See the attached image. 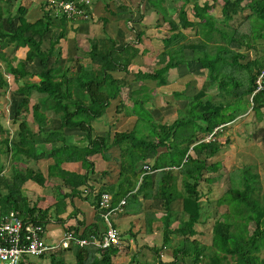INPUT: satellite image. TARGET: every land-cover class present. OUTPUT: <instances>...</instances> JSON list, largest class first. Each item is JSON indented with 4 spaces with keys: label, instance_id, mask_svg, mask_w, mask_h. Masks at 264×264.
Masks as SVG:
<instances>
[{
    "label": "trees",
    "instance_id": "1",
    "mask_svg": "<svg viewBox=\"0 0 264 264\" xmlns=\"http://www.w3.org/2000/svg\"><path fill=\"white\" fill-rule=\"evenodd\" d=\"M139 1L160 15L157 26L162 17L169 28L163 38L165 45L156 54L157 65L151 69L131 70L129 67L140 52L138 44L143 40L145 30H137L130 23L141 22L145 17L143 12L140 11L137 20L127 19V27L137 31L134 40L120 43L110 34L94 38L88 51L75 44L76 56H69L68 43V56L66 54V61L60 63L64 56L61 40L67 39L74 23L89 17H70L62 10L49 8L48 0L43 3V15L31 17L27 15L26 0H0V91L7 89V75H12L17 88L13 91L10 117L13 123L19 122L17 132L11 134L0 118V216L11 209L18 210L25 220H33L45 228L51 219V208H42L36 203L31 205L24 194V184L32 180L45 185L52 177L59 178L61 185L71 189L57 203L59 208L66 197L81 195V185L92 187L89 179L97 173L90 157L101 153L104 158H110L109 151L114 146L120 149V179L113 190L110 186L92 188L96 192L97 205L100 208L101 194L105 191L114 193L113 205L130 192H136L135 196H138L146 190L151 179L149 175L139 179L138 163L155 152L158 154L155 163H146L144 167L147 166L148 171L160 169L156 192L163 199L166 210L163 242L159 247L151 248L155 251V260H143L135 253L131 262L264 264L261 255L264 249V196L257 195V188L261 187L259 173L252 165H243L239 174L243 188L230 186L216 199L207 196L211 184L223 174L222 161L209 162L224 144L219 140L223 128L248 112L250 100L251 108L259 116L263 113L264 76L261 77V88H258V80L264 70V0H222L221 17L211 12L218 0H195L190 7L191 0ZM120 7L125 11L118 10L119 13L135 12L126 4ZM90 13L89 9V16ZM104 19L107 22L108 19ZM187 29L195 30L196 41H187ZM9 46L25 52V57L16 65L8 57ZM188 51L192 53L191 60L187 57ZM84 58L87 61L77 69L78 61ZM192 60L200 65L201 72L206 71L201 85L197 87L191 80L186 83V89L174 91L177 98L187 99V103L179 108V115L173 121L157 120L146 107L156 94L144 92L136 96L132 83L155 80L167 85L170 71L182 65L189 66ZM34 62L39 65V70ZM117 72L124 74L117 76ZM215 86L218 91L211 93ZM125 91L127 100L132 101L131 106L124 98ZM34 92L39 95L30 106ZM114 100H118V113L123 111L125 117L136 116L134 124L130 128L123 127L122 119L118 118L114 132L111 128L97 130L94 120L106 115ZM47 111L59 117L58 127H48ZM28 113H32L33 120L28 118ZM221 125H224L222 129L215 131ZM66 128L80 130V139L68 141ZM210 133H214L216 139L204 140ZM162 148L166 150L159 153ZM191 149L196 154H192ZM43 157L53 159L47 175L28 163L31 159L38 162ZM69 161H81L86 171L65 168L63 164ZM99 174L106 176L107 172ZM176 174L182 182L183 214L173 226L176 214L171 202L177 197ZM204 181L208 183L207 190ZM100 213L106 226L101 208ZM210 215L214 216V221L210 241L206 244L197 237L200 234L197 225L207 223ZM147 224L151 226L152 221ZM102 225L96 222L83 231L75 226H69L67 230H75L82 236H99L104 230ZM247 230L249 234H245ZM120 245L102 248L72 244L67 248L73 249L75 264H114ZM67 248L51 252L47 256L49 264H67L61 256V249ZM166 250L170 252L171 260L162 257L161 252Z\"/></svg>",
    "mask_w": 264,
    "mask_h": 264
},
{
    "label": "rangeland",
    "instance_id": "2",
    "mask_svg": "<svg viewBox=\"0 0 264 264\" xmlns=\"http://www.w3.org/2000/svg\"><path fill=\"white\" fill-rule=\"evenodd\" d=\"M44 1L45 0H26L27 3L33 2L36 5L43 4ZM194 1L195 0H191L188 7L192 6ZM91 3L92 7L90 9L91 13L89 18H87L86 21L79 19V22L74 23L70 27L67 39L61 40V45L64 48V56L61 58L60 63L66 61V54L68 56V43H71V38L76 41L77 45H79L83 51H87L91 48V42L94 38L109 36V34L115 36L120 43H123L125 40H134L137 31L133 29L131 30V28L127 27V19L132 18L133 20H137L140 18L141 12H143L145 17L141 19V22L136 23L137 25L133 22L130 23L135 26L137 30L143 28L145 30V35H143V40L138 44L140 52L133 58L132 64L129 68L131 70H137L139 68L151 69L153 66L157 65L156 54L162 50L165 45L161 40L164 38L165 33L168 32V22L161 17L160 25L157 26L156 21L160 15L158 16L148 4H140L139 0H91ZM122 4H126L133 8L135 12L119 13L125 11L120 7ZM222 4L223 1L218 0L211 9V12L217 17H221ZM113 11H115V13H113ZM173 15H176L174 11ZM104 18L108 19L107 22H105ZM185 32L189 36L187 41H196L198 39L194 29H187ZM72 52L73 53L69 52V56H76L78 54L75 47L72 48ZM79 53L84 54L82 51ZM20 54L21 56H25L24 51ZM187 57L190 60L192 59V53L190 51H188ZM86 61L85 58L78 61L76 68L79 69L80 65ZM200 70H202L200 65L192 60L189 62V66L182 65L176 70H171L169 73L170 82L167 85H161L155 80L134 81L132 83L133 94L136 96L141 95L144 92H149L153 95L157 94L154 96V100H150L146 103V107L152 110V113L157 120L173 121L179 115V108L183 107L188 101L184 98H177L174 91L186 89V83L191 80L197 87L200 86L206 73V71L201 72ZM123 74L124 73L122 72L116 73L117 76ZM132 76L133 75H129L128 77ZM7 80L9 86L7 89L0 91V118L7 124L11 134H13L17 132L19 125V122L13 123L12 118L10 117L13 103V91L17 88V85L14 82L12 75H8ZM34 80H38V77H34ZM217 91L218 89L216 86L211 89V93ZM38 95L39 94L36 92L33 93L30 99V106L37 101ZM123 95L124 98H126L127 105L131 106L132 101L127 100V92L125 91V94ZM162 97L163 100L160 102L159 100ZM117 102L118 100H114L111 103L107 109L106 115L100 119L94 120L93 125L97 130L104 131L111 128V132H114L118 118L122 119L121 126H125L126 128L132 127L136 116L131 115L125 117L123 111L118 113L116 111ZM251 106L250 100L248 112L239 116L236 120L223 128L219 140L224 144L217 155L209 159V162L215 160L223 162L221 167L223 174L217 179V181L211 184L212 187L209 194L211 199H216L223 195L225 190L230 186L243 188L244 183L239 174L241 171L240 168L246 164L252 165V168L259 173V185L261 187L257 188V195L259 197L264 196V108L262 109V116H259ZM47 115L48 127H58L60 124L59 117L52 111H47ZM28 118L33 120L32 113H28ZM35 126L37 127V125ZM1 159H3V156H1ZM29 161H31L28 162L30 166L38 168L34 160L31 159ZM7 169H9V167ZM221 208L222 210H225V206H222ZM213 221L214 216L210 215L207 223L197 225V228L200 231V234L197 237L206 244L209 243L211 238ZM245 234H249V231H245ZM261 255L264 256V249L261 251ZM162 257H165L166 260L172 259L170 252L167 250Z\"/></svg>",
    "mask_w": 264,
    "mask_h": 264
},
{
    "label": "crops",
    "instance_id": "3",
    "mask_svg": "<svg viewBox=\"0 0 264 264\" xmlns=\"http://www.w3.org/2000/svg\"><path fill=\"white\" fill-rule=\"evenodd\" d=\"M27 4L28 16L41 17L43 15V4L36 5L33 2ZM74 41L75 40L71 38V43L69 42L70 53H73L72 48H74L75 44H77L76 41ZM161 41L164 43L163 39ZM22 51L23 50L18 47H8V57L12 59L15 65L25 57L21 56L20 53ZM34 65L37 67V70H39L40 67L36 62H34ZM158 95L160 96L159 93ZM162 100L163 97L160 98L159 101L161 102ZM65 131L68 141L77 142L80 139V130L74 128H66ZM164 150L166 149H159V153ZM109 152L110 158H104L101 153L93 154L90 157L94 162V169L97 173L93 174L89 179V184H91L92 187L81 185V195H72L71 197H66L64 200V204H61L59 208L57 206V203L61 198H63V196H67V193L71 191L69 187L61 185V180L59 178L52 177L46 182L45 185H40L32 180H29L24 184V194L28 196L31 205L36 203L42 208H51V219L45 226L44 235L49 245H55L63 236V234L67 230V227L69 226L79 227V229L83 231L87 226L99 222L100 226L103 224L102 226L105 228V224L101 221L102 218L100 208L97 205L98 200L96 198V192L93 191L92 188L95 187L97 189H101L102 186H110L113 190L114 186L120 179L121 164L118 160L120 156V149L118 146H114L110 149ZM191 153L196 154L193 149H191ZM157 155L158 154H155V152H153L147 156L145 161H139L137 167L138 170H140L139 179L141 180L143 177L149 175L151 176L149 184L147 185L146 190L140 192L138 196H135L136 192H130L129 194L125 195L127 196V203L125 205L124 212L119 213L114 217V223L121 230L123 238L122 244L120 245L121 248L114 258V264H135L131 262V258L135 253H137L143 260H155V251H153V249L151 248L159 247L163 242V220L166 210L163 199L160 198L158 192H156L159 181L158 172H160V169L156 171H148L147 168L144 167L146 163L153 165L155 163ZM52 162L53 159L51 157H43L40 158L38 162L35 161L38 168H35L33 166L32 167L36 170L43 171L44 174L47 175L48 166ZM63 166L65 168L78 172L86 171V169L82 166L81 161L65 162ZM174 169H177V167H174ZM103 171L107 172L106 176H102L101 174H99ZM203 183L204 189H207L208 183H206L205 181ZM174 184L177 191V197L171 202V208L176 214L173 226L177 225V218L181 217L183 214L181 210V205L183 203L181 197L183 196V192L181 190L182 182L179 174L175 175ZM60 185L61 187H58ZM210 192L211 190L208 192V196ZM110 193L114 195L112 191H110ZM148 221H152L151 226L147 224ZM59 248L61 247L48 250L43 257L29 256V263L49 264L50 258L47 256H49L51 252L60 250ZM61 250V256L65 258L66 263L75 264L76 260L73 249L71 248L68 250L67 248ZM161 253L163 255L165 252L162 251ZM163 258L165 259V257Z\"/></svg>",
    "mask_w": 264,
    "mask_h": 264
},
{
    "label": "built area",
    "instance_id": "4",
    "mask_svg": "<svg viewBox=\"0 0 264 264\" xmlns=\"http://www.w3.org/2000/svg\"><path fill=\"white\" fill-rule=\"evenodd\" d=\"M48 7L57 11H63L68 16L82 15L89 17V9L92 7L91 0H48ZM9 75V74H8ZM7 75V76H8ZM258 80L261 88V77ZM221 125L215 129H222ZM214 133L208 134L204 140H215ZM147 167V166H146ZM113 196L105 191L101 194L100 208L106 226L99 236L92 234L82 236L75 230H66L55 245H49L45 238V228L30 219L25 220L18 210L10 211L0 216V264H30L29 256H42L48 250L58 247H70L72 244L79 246L94 245L102 248L118 246L122 244V233L114 223V217L124 212L127 203L126 197L122 198L116 205L112 204Z\"/></svg>",
    "mask_w": 264,
    "mask_h": 264
}]
</instances>
